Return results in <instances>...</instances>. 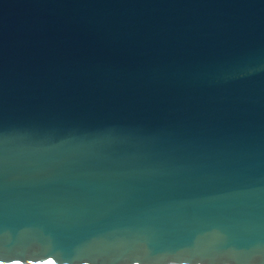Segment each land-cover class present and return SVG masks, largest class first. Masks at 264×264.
Instances as JSON below:
<instances>
[{
    "label": "water",
    "instance_id": "95a60500",
    "mask_svg": "<svg viewBox=\"0 0 264 264\" xmlns=\"http://www.w3.org/2000/svg\"><path fill=\"white\" fill-rule=\"evenodd\" d=\"M0 264H264V0H0Z\"/></svg>",
    "mask_w": 264,
    "mask_h": 264
}]
</instances>
